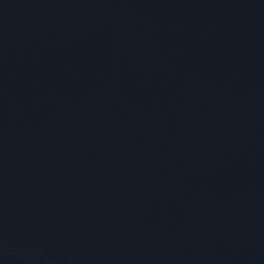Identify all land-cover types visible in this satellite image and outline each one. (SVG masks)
Wrapping results in <instances>:
<instances>
[{
	"label": "water",
	"instance_id": "obj_1",
	"mask_svg": "<svg viewBox=\"0 0 264 264\" xmlns=\"http://www.w3.org/2000/svg\"><path fill=\"white\" fill-rule=\"evenodd\" d=\"M0 264H264V0H0Z\"/></svg>",
	"mask_w": 264,
	"mask_h": 264
}]
</instances>
